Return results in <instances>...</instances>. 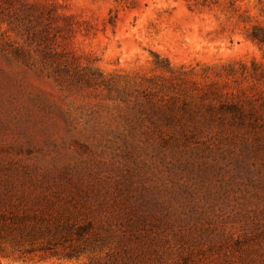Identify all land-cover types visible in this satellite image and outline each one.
Returning <instances> with one entry per match:
<instances>
[{
	"label": "rangeland",
	"instance_id": "374dc122",
	"mask_svg": "<svg viewBox=\"0 0 264 264\" xmlns=\"http://www.w3.org/2000/svg\"><path fill=\"white\" fill-rule=\"evenodd\" d=\"M53 1L58 69L0 26V264H111L135 227L143 264H264V0Z\"/></svg>",
	"mask_w": 264,
	"mask_h": 264
},
{
	"label": "trees",
	"instance_id": "16d2710c",
	"mask_svg": "<svg viewBox=\"0 0 264 264\" xmlns=\"http://www.w3.org/2000/svg\"><path fill=\"white\" fill-rule=\"evenodd\" d=\"M187 1L201 2L202 5L207 3V0ZM59 10L60 7L53 0H0V26L4 25L8 31L14 33L24 47L36 57L38 63L44 66L55 65L58 69L64 58L63 54L57 51L58 39L62 41L64 35L72 31L71 18L58 14ZM249 38L264 47L263 31L253 28ZM14 53L17 56L23 55L21 48H15ZM85 232L86 227H79L76 235L81 237ZM121 234L130 245L123 255L117 253L111 264H127L130 259L141 264L147 248L145 242H142L141 230L135 227L133 231H122ZM82 253L83 250L73 249L68 256L78 257Z\"/></svg>",
	"mask_w": 264,
	"mask_h": 264
}]
</instances>
